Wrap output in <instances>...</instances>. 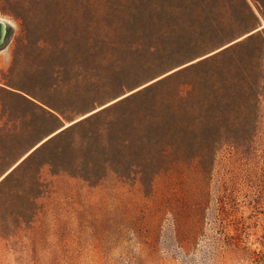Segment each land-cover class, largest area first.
Here are the masks:
<instances>
[{"label": "trees", "instance_id": "1", "mask_svg": "<svg viewBox=\"0 0 264 264\" xmlns=\"http://www.w3.org/2000/svg\"><path fill=\"white\" fill-rule=\"evenodd\" d=\"M250 1L256 12L247 0H0L18 27L0 90L32 97L38 111L35 141L0 175V188L36 200L40 212L38 200L50 188L43 168L89 183L110 170L144 185L185 161L188 148L203 168L217 123L250 121L264 98V28L258 29L264 0ZM74 22L81 26L80 54L71 49ZM176 31L220 46L64 127L60 116L83 110L68 78L92 69L99 49L106 60L131 33ZM228 140L239 141L234 135ZM23 218L29 221L26 213Z\"/></svg>", "mask_w": 264, "mask_h": 264}, {"label": "rangeland", "instance_id": "2", "mask_svg": "<svg viewBox=\"0 0 264 264\" xmlns=\"http://www.w3.org/2000/svg\"><path fill=\"white\" fill-rule=\"evenodd\" d=\"M1 9L13 31L0 49V87L18 34L16 22ZM259 21L258 29L264 23ZM73 26L71 49L80 54L81 26ZM218 46L182 31L158 37L131 33L110 58L99 49L92 69L68 78L83 110L59 118L62 124L79 120ZM33 101L0 90V175L35 141ZM251 117L217 123L216 144L203 168L188 148L185 161L161 169L144 185L110 170L89 183L43 168L50 188L38 200L40 212L36 200L0 188V264H264V98ZM230 135L238 137L237 145L229 142Z\"/></svg>", "mask_w": 264, "mask_h": 264}, {"label": "water", "instance_id": "3", "mask_svg": "<svg viewBox=\"0 0 264 264\" xmlns=\"http://www.w3.org/2000/svg\"><path fill=\"white\" fill-rule=\"evenodd\" d=\"M13 24L12 23H9V22H6V21H3V20H1L0 19V49H2L6 44H7V42L9 41V39H10V36H11V34H12V31H13ZM73 122H75V121H73ZM71 124V123H70ZM62 127V126H61ZM64 127H66V126H64ZM64 127H62V128H60L59 130H61V129H63ZM58 130V131H59ZM57 132V131H56ZM54 134V133H53ZM51 136V135H50ZM44 140H46V139H44ZM40 144V143H39ZM39 144H37L35 147H37ZM34 147V148H35ZM33 150V149H32ZM20 162V161H19ZM16 164H18V163H16ZM15 166V165H14ZM13 168V167H12ZM11 168V169H12ZM10 169V170H11ZM9 170V171H10ZM8 171V172H9ZM7 172V173H8ZM6 174V173H5ZM4 176V175H3Z\"/></svg>", "mask_w": 264, "mask_h": 264}, {"label": "bare ground", "instance_id": "4", "mask_svg": "<svg viewBox=\"0 0 264 264\" xmlns=\"http://www.w3.org/2000/svg\"><path fill=\"white\" fill-rule=\"evenodd\" d=\"M0 19L3 20V21H6V22L12 23L10 20H7V19L1 18V17H0ZM12 24H13V23H12ZM262 26L264 27V23H262ZM96 110H97V109H96ZM94 111H95V110H94ZM92 112H93V111H92ZM90 113H91V112H90ZM88 114H89V113H88ZM86 115H87V114H86ZM86 115H85V116H86ZM83 117H84V116H83ZM77 120H78V119H77ZM75 121H76V120H75ZM71 123H72V122H71ZM67 125H68V123H65V126H67Z\"/></svg>", "mask_w": 264, "mask_h": 264}]
</instances>
